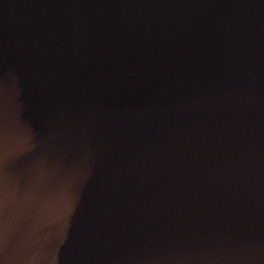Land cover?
Segmentation results:
<instances>
[{
  "label": "water",
  "instance_id": "obj_1",
  "mask_svg": "<svg viewBox=\"0 0 264 264\" xmlns=\"http://www.w3.org/2000/svg\"><path fill=\"white\" fill-rule=\"evenodd\" d=\"M0 264H264V0H0Z\"/></svg>",
  "mask_w": 264,
  "mask_h": 264
}]
</instances>
